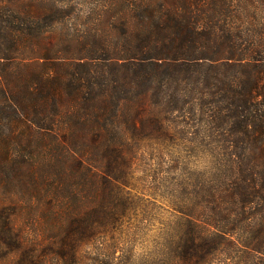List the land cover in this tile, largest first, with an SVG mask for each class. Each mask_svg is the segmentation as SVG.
Segmentation results:
<instances>
[{"label": "trees", "instance_id": "1", "mask_svg": "<svg viewBox=\"0 0 264 264\" xmlns=\"http://www.w3.org/2000/svg\"><path fill=\"white\" fill-rule=\"evenodd\" d=\"M179 124L215 163L140 264H264V0H0V264H81Z\"/></svg>", "mask_w": 264, "mask_h": 264}, {"label": "rangeland", "instance_id": "2", "mask_svg": "<svg viewBox=\"0 0 264 264\" xmlns=\"http://www.w3.org/2000/svg\"><path fill=\"white\" fill-rule=\"evenodd\" d=\"M192 131L179 124L175 129L170 127L166 136L135 138L137 144L129 151L133 156L131 176L120 195L118 217L103 237L81 245V264H140L143 258L156 255L173 226L174 200L187 197L188 184L200 182L203 172L215 163L200 139L189 136ZM26 218L25 212L14 217L16 226L29 232ZM230 252L217 249L210 263L232 264ZM44 253L47 258L53 256Z\"/></svg>", "mask_w": 264, "mask_h": 264}]
</instances>
